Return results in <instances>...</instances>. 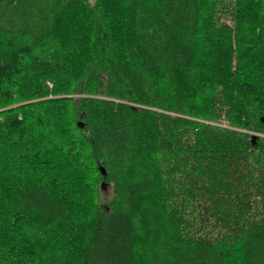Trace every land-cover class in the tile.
Segmentation results:
<instances>
[{"label": "trees", "instance_id": "trees-1", "mask_svg": "<svg viewBox=\"0 0 264 264\" xmlns=\"http://www.w3.org/2000/svg\"><path fill=\"white\" fill-rule=\"evenodd\" d=\"M0 264H264V0H0Z\"/></svg>", "mask_w": 264, "mask_h": 264}, {"label": "rangeland", "instance_id": "rangeland-1", "mask_svg": "<svg viewBox=\"0 0 264 264\" xmlns=\"http://www.w3.org/2000/svg\"><path fill=\"white\" fill-rule=\"evenodd\" d=\"M101 193L103 197L110 198L112 194V187L109 186L107 189L102 188V183H101Z\"/></svg>", "mask_w": 264, "mask_h": 264}, {"label": "water", "instance_id": "water-1", "mask_svg": "<svg viewBox=\"0 0 264 264\" xmlns=\"http://www.w3.org/2000/svg\"><path fill=\"white\" fill-rule=\"evenodd\" d=\"M102 173H103V174L106 173L105 170H104L103 168H102ZM109 186H110V184H108V183H106V182H103V183H102V188H103V189H107Z\"/></svg>", "mask_w": 264, "mask_h": 264}]
</instances>
